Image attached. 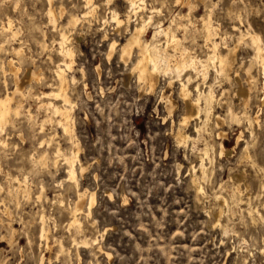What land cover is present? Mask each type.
Returning a JSON list of instances; mask_svg holds the SVG:
<instances>
[{
    "label": "rangeland",
    "instance_id": "rangeland-1",
    "mask_svg": "<svg viewBox=\"0 0 264 264\" xmlns=\"http://www.w3.org/2000/svg\"><path fill=\"white\" fill-rule=\"evenodd\" d=\"M92 1L96 8L88 14L82 0H0V95L12 92L14 76L26 69L39 74L15 95L20 115L0 132V264H264L263 75L250 39H240L248 31L264 43V0H143L137 17L119 27L110 11L126 14L125 0ZM149 8L159 13L152 14L146 40L156 22L172 23L181 46L204 59L202 19L209 17L218 51L233 55L230 76L217 75L213 66L205 80L183 73L191 76L190 89L212 87L213 114L221 124L214 115L203 124L201 113L181 126L184 105L174 75H159L149 92L131 71L136 49L120 58V47L139 18L151 15ZM71 17L79 18L74 27ZM10 20L11 31L3 29ZM59 31L70 34L73 49L64 74L75 143L36 99L58 87ZM156 44L164 46V39ZM17 49L22 52L16 56ZM167 50L172 54V47ZM234 74L246 96L238 93ZM228 109L241 120L230 119ZM256 115L257 123L244 120ZM179 128L190 137L185 144L175 139ZM205 143L213 144V154L211 162L203 161L207 176L198 180L197 195L192 175H201ZM220 145L227 153H220ZM57 148L60 154L77 151V183L68 180ZM41 155L42 168L36 162ZM77 192L84 198L75 212L79 229L69 226ZM41 216L46 241L39 237ZM82 237L88 245H80Z\"/></svg>",
    "mask_w": 264,
    "mask_h": 264
},
{
    "label": "bare ground",
    "instance_id": "bare-ground-1",
    "mask_svg": "<svg viewBox=\"0 0 264 264\" xmlns=\"http://www.w3.org/2000/svg\"><path fill=\"white\" fill-rule=\"evenodd\" d=\"M82 1L85 3L84 4V6L86 7L85 9L88 10V11H86V13L89 14L95 10L96 6L94 5L92 0H82ZM125 1L127 2L126 14L121 16V15H119L118 12H116L113 9L110 11L111 21L114 22L116 27L121 26L123 23H125V24L128 23L132 17H137V12L142 10L143 9L142 7L144 6L143 0H125ZM49 2H50V0H49ZM179 2L182 4L183 3L189 4L188 0H180ZM189 9H191V8H189ZM158 10L159 9H156V8H151V9L149 8V13L151 15L144 17V18H143V16H141L139 18L140 22H138L134 26V28L130 31L129 37L127 38L126 42L120 47V52H121L120 58L125 61L127 58H129L132 49L133 48L136 49V57L134 59V63H133V66L131 68V71L136 72L138 80L142 83V85L149 92L153 91L156 88V86L158 84L159 75H163V76L174 75V77L177 79V81H179L178 96L181 98L183 105H184V111H183V115L181 118V126L186 125V123L190 119L199 116L201 113H203V115H204L203 116L204 120H202V122L204 124V122H206L210 119L209 117L211 115L212 116L214 115L213 114V103L215 100V95H214L213 89L211 86H209L207 92H199L197 85L193 86V88L190 89L189 85L191 82V76L189 74H186L183 76V73L195 72V73L201 75L202 80H205L207 78V75H208L207 74L208 67L213 66L217 72V75L230 76V72L232 70L233 61H234L233 55L232 54L223 55L218 51V43L215 41L217 34L215 32V28H213V26L210 23L209 17H207L206 19H202L203 20L202 27H203L204 46L208 49V52H207L204 59L199 58L197 55H193L190 52V50L181 46V38H179L176 35L175 31L172 28V23H169V25L164 27V25L161 22H156L154 24V27H153L154 31H153L151 39L149 41L146 40L144 38V36L147 34V28L151 23H153V21H152L153 15L152 14H154V13L158 14L159 13ZM48 13L50 14L51 11L49 10ZM186 14H188V13H186ZM81 17H86V14H85V16L83 14ZM78 20H79L78 17H71L68 23L74 27L76 25V23L78 22ZM172 22H173V20H172ZM0 28H1V26H0ZM6 28H7V30L11 31L10 30L11 20L8 22L7 27H5V28L3 27V29H6ZM12 34H13L12 37H14L16 35V32H14ZM158 37H162L164 39V46L156 44V40ZM244 37H247L250 39V41L254 47V50H255L254 51V61L256 64H258L259 68L262 71V75H263V77H262L263 78V80H262L263 81L262 82L263 94L262 95L263 96H262L260 102L262 105H264V43L261 44V40H260L259 36L252 34L248 31L245 33L240 32V39H242ZM69 38H70V34H67L66 31H59V38H58L56 44L58 45V49H59L57 51V53H59L62 63L57 64L56 69L54 71L55 75H56V86H58V87L55 90L53 89L50 92L39 94L36 99H38V101L40 102V105H41V106L38 105V107L39 106L45 107V109H47L49 111V113L51 114V116L48 118V120L56 122V124L60 127V129H62V132L65 135L69 136L71 143H75L74 134H73V130H72V115H71L72 105H71V101L67 95L68 80L64 74L65 70L69 69L71 67L72 62H73L72 61L73 49H72V47H70V45H68L69 40H70ZM5 45H7V44L5 43ZM114 46H115V42L113 41L110 44V48L112 49ZM1 47H0V49H1ZM167 47H172V54H170L168 52ZM6 48H7V46H6ZM21 50L22 49L15 50L14 54H16V56L20 55L22 52ZM2 52H4V51H2ZM110 54H111V51L109 52L108 56H110ZM12 56H14V55H12ZM20 57L22 58V56H20ZM17 62H18V60H17ZM16 72H18V70ZM12 75L14 76V74H12ZM234 75H235V79L237 78V80L239 81L238 93L246 96L248 89H244L242 84L240 83V79H239L238 75L237 74H234ZM21 76H20L21 78L18 77L17 75L14 76L15 88L11 93H6L4 95H0V132H2L3 129L7 125L12 124L14 122V118H17L20 115V105L19 104L13 105L14 101H15V95L21 94L22 87L26 81L29 82V80H31V79H38L39 78V74L35 71H31L30 69H26L24 71L23 75H21ZM250 78H251V76L248 74L247 80ZM172 83H173V78H171V80L168 82V85H171ZM192 90H195L197 92L195 96L192 95ZM36 94H38V93H36ZM34 96H36V95L34 94ZM54 101H57V102L59 101L60 103L58 104L57 102H54ZM20 102H22V101H20ZM168 104L170 106L172 105V102H171L169 97H168ZM227 115L230 117V119L237 120V122L239 120H241V117H242V116L234 115L232 113V111H230V109L227 110ZM29 116L32 117L31 115H29ZM213 117H214L215 122L217 124L222 123V119L219 116L214 115ZM244 120L246 121V123L248 125H252L253 123L258 122V116L256 115L255 117H251V118L245 117ZM42 121H44V120H42ZM27 122H28V120H27ZM195 132L199 136L200 126L195 127ZM218 135H220V134H218ZM174 136H175V139L177 140L178 143H183V144L187 143V141L190 138L189 135L186 134L184 131H182V129H180V128L177 129ZM239 137L240 136H238L236 140H238ZM72 146H73V144H72ZM220 147H221L220 153H227V150H225L221 145H220ZM201 152H202L203 157H202L201 162L198 165V169L200 170L201 175L197 176L195 173H193V175H192V183H193V187H194L197 195H200L202 193L201 192L202 188H201V185L198 183V180L203 179V178L205 179V177L207 176V168H206L203 161L205 159V160H208L209 162H211L212 154H213V144L205 143V146H204V148H202ZM56 153H57L56 156H62L66 162L64 165L67 166L66 172H67L68 180H72L73 182L75 181V183H77L76 171H75L76 167L74 169V163L77 161V151L71 150L70 154H68V153L67 154H60V149L57 148ZM245 157L246 158L250 157L249 152L247 150H245ZM53 158H55V157H53ZM57 158H60V157H57ZM32 159H33V156H32ZM44 160H45V156L41 155V156H39V159L36 162L39 163L40 167H41L42 166L41 164L46 163ZM54 162H55V159H54ZM62 162H64V161H62ZM35 165H36V163L34 164V166ZM36 169H37V167H36ZM3 176H4V173H3ZM12 180H14V178ZM20 180H21V178H20ZM17 182H18V180H17ZM12 183H13V181H12ZM12 183H11V186H12ZM17 185H18V183L14 186H17ZM20 185H19V187H20ZM22 187H23V185H22ZM6 188H7V186H6ZM10 188H12V187H10ZM16 191H13V192H16ZM23 192L26 193L27 189L23 188ZM77 193H78V199H76L77 197L75 198L77 200V202L75 204L73 203L74 207H73V209H71V214H72L71 220L69 219L70 220L69 226L70 227L72 226L75 229H79L81 227V226H79V221L75 217V212L80 209V206H81L83 199H84V198L82 199L83 195L81 193H79V192H77ZM228 199H229V197H228ZM91 200H92V198H91ZM248 212H250V210ZM219 214L220 213L216 214L217 219H218ZM256 214L259 215L257 212H256ZM39 222H41L39 237H40V239L45 240V239H47V230L44 226L43 216L40 217ZM224 227H225V225H224ZM66 228H67V226H66ZM81 241H80V245L82 244L84 246L86 244L87 245L89 244V243H87V241H85V239H84V241H82V242ZM72 242L74 243L73 245H75V242L73 240H72ZM77 244L79 245V243H76L75 246H77ZM46 245H48V244H46ZM61 250L63 251V247H61Z\"/></svg>",
    "mask_w": 264,
    "mask_h": 264
}]
</instances>
